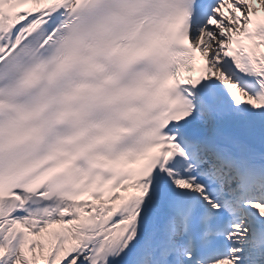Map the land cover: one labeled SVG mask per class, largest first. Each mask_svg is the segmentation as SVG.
<instances>
[{
    "label": "snow or ice",
    "instance_id": "obj_1",
    "mask_svg": "<svg viewBox=\"0 0 264 264\" xmlns=\"http://www.w3.org/2000/svg\"><path fill=\"white\" fill-rule=\"evenodd\" d=\"M0 264H264V0H0Z\"/></svg>",
    "mask_w": 264,
    "mask_h": 264
}]
</instances>
